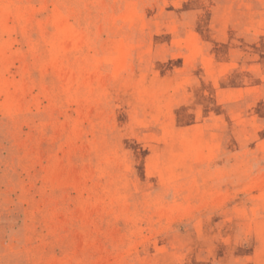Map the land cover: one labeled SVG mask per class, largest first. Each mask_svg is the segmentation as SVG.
<instances>
[{
    "label": "rangeland",
    "instance_id": "374dc122",
    "mask_svg": "<svg viewBox=\"0 0 264 264\" xmlns=\"http://www.w3.org/2000/svg\"><path fill=\"white\" fill-rule=\"evenodd\" d=\"M0 264H264V0H0Z\"/></svg>",
    "mask_w": 264,
    "mask_h": 264
}]
</instances>
